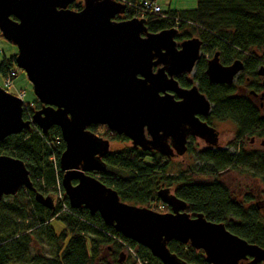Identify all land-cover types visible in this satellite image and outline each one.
Listing matches in <instances>:
<instances>
[{
	"label": "water",
	"instance_id": "1",
	"mask_svg": "<svg viewBox=\"0 0 264 264\" xmlns=\"http://www.w3.org/2000/svg\"><path fill=\"white\" fill-rule=\"evenodd\" d=\"M82 2L73 10L76 0H0V35L17 49L13 64L25 73L42 105L25 121L22 100L0 87V141L31 125L43 134L58 127L64 143L60 183L69 207L97 213L104 225L161 264H187L170 252L171 241L202 251L208 264H236L248 257V264L264 262V249L201 213L191 216L169 188L156 192L170 209L159 213L121 201L90 174L105 171L102 158L110 153L109 140L87 130L91 125H104L132 147L168 158L185 154L189 135L217 147L218 134L196 117L210 111L206 96L195 85L182 89L174 79L192 73L200 58L199 38L184 40L178 49L176 28L150 33L145 19L116 20L127 12L118 0ZM218 55L208 61L205 74L212 84H231L243 63L222 66ZM256 73L264 88V66ZM22 188L42 207H54L53 197L35 191L24 162L1 154L0 201ZM119 256L122 263L125 253Z\"/></svg>",
	"mask_w": 264,
	"mask_h": 264
},
{
	"label": "trees",
	"instance_id": "2",
	"mask_svg": "<svg viewBox=\"0 0 264 264\" xmlns=\"http://www.w3.org/2000/svg\"><path fill=\"white\" fill-rule=\"evenodd\" d=\"M124 1L135 5L143 0ZM195 1L196 7L191 10L148 14L147 30L156 33L175 24L180 32V40L199 38L207 45L204 54L217 50L224 64L232 59H240L244 63L241 75L249 77L250 81H257V68L264 66V0ZM70 8L80 9L79 3ZM133 14L134 9L128 6L125 19L132 18ZM116 20L124 19L117 17ZM11 60L1 61L0 73L3 76L7 68H13ZM205 68V60L201 57L195 65L194 81L213 105L212 119L231 120L235 124V128L224 135L226 145H234L244 136H257L264 140V115L251 100L249 92L238 93L242 78L232 84H212L205 75ZM253 87L261 89L255 84L248 89ZM25 105L30 107L34 104ZM104 133L102 137L110 142L128 141L125 136L106 128ZM63 149L60 130L55 126L46 134L40 135V130L34 128L0 141V155L12 156L24 162L35 191L48 195L51 189L55 192L57 183L61 184L58 158ZM196 158L209 170L206 176L208 182L202 181V169L196 171L191 168L186 173L173 174L175 169L171 168L174 166L171 158L131 146L110 152L104 158L105 171L98 175L102 183L117 192L121 201L159 213H167L169 208L158 200L156 192L163 187L170 188L186 203L185 211L191 216L201 213L207 220L223 223L234 235L264 249V216L260 214L258 205L251 204L252 195H237L219 181L239 166H252L259 171L256 179L260 180V192L264 196V149L259 152H243L240 149L238 156L227 150H207L197 153ZM64 205L67 210L60 202L54 204L53 208H44L35 202L32 192H24L23 189L13 197L3 198L0 202V264H100L101 254L105 251L101 249L109 250L108 246L112 244L116 245V249L111 264H119L123 242L128 246H137L138 255L144 263L147 259L156 260L147 249L124 239L112 227L104 225L97 213L91 215L83 208L71 209L66 197ZM54 220L64 224L60 235H56L51 226ZM37 235L52 245V258L39 255L30 258L31 244ZM87 241L90 243L89 249ZM167 247L187 264H207L202 252L195 251L191 246L172 241Z\"/></svg>",
	"mask_w": 264,
	"mask_h": 264
},
{
	"label": "rangeland",
	"instance_id": "3",
	"mask_svg": "<svg viewBox=\"0 0 264 264\" xmlns=\"http://www.w3.org/2000/svg\"><path fill=\"white\" fill-rule=\"evenodd\" d=\"M83 0H76V3H79V6L81 7L83 5ZM156 5H158L161 9V12L166 13L168 11H183V10H191L196 7V1L195 0H153ZM17 49L11 45L9 42L4 40L0 36V63L3 59L5 60H11L16 54ZM13 62V59L11 60ZM17 72V77L14 80V86L11 89H6L4 87V81H3V75L0 73V87L7 90L9 93L18 95L20 92L23 95L22 101L23 103H33L35 104L37 102V98L35 97L32 89V85L30 82L27 80L26 75L23 71L19 70L14 66ZM194 72L190 75L187 76L188 80L192 79ZM193 82V81H192ZM257 105L260 104V102H256ZM264 104V103H263ZM262 115H264V107L260 109ZM31 115V114H30ZM220 125L216 126L219 131H222L223 129L230 128L228 123L225 122H218ZM31 126V129H34V127ZM192 148H193V153L186 152L183 156L180 157H173L171 158L174 166H171L173 170V174L176 173H186L187 169H194L196 171L198 170H203V177L202 181L203 182H208L207 180V175L210 173L207 168H205V165L203 162L199 161L196 158V154L199 151H202L205 149V146L203 143H201L198 140H194L191 142ZM131 146L130 142H110V152H116L121 150L124 147ZM234 149V148H233ZM232 154H235V150H230ZM179 165V166H178ZM252 166H246L245 168H240L239 170L226 175L222 177L219 181L223 183L225 186H227L229 189H232L235 191L237 195L240 196H245L247 193H250L253 197L252 203L253 205H258L260 214L264 216V196L261 195L262 189L260 186L259 179H256V175L259 173L258 170H256ZM97 179H100V176H94ZM258 180V181H256ZM166 188V187H163ZM170 189V188H169ZM50 190V189H48ZM52 190V189H51ZM49 191L50 194L48 195L46 193H42L44 196H52L54 198V203L56 204L55 201V195L58 193L53 191ZM172 193L173 190L170 189ZM51 226L56 232V235H60L63 232L64 229V224L63 222L59 220H54L51 222ZM90 236V235H89ZM67 240L64 242V245L66 244ZM89 241L86 242V246L89 249ZM125 245L122 243V251L129 257V260L127 261L126 259V264H144L140 256L138 255L137 249L138 248H132L131 250L134 253V255L131 252H127L125 249ZM109 250H106L107 248H102L101 251V263L100 264H111L112 263V257H113V252L116 249V245L112 244L108 246ZM35 255H39L42 258H52L54 256V250L51 244H49L45 238H43L40 235L36 236V240L34 243L31 244V249H30V258H33ZM105 261H107L105 263ZM103 262V263H102ZM145 264H160L156 260H149L147 259L145 261Z\"/></svg>",
	"mask_w": 264,
	"mask_h": 264
},
{
	"label": "flooded vegetation",
	"instance_id": "4",
	"mask_svg": "<svg viewBox=\"0 0 264 264\" xmlns=\"http://www.w3.org/2000/svg\"><path fill=\"white\" fill-rule=\"evenodd\" d=\"M125 16H126V14H124L123 16H120V17H118V18H123L124 20H126L125 19ZM171 28H176L177 30H178V27L177 26H175V24L173 25V26H171ZM179 31V30H178ZM149 32V31H148ZM151 33V32H150ZM179 35H180V32H179V34H177L175 37H174V40H175V42H176V44H177V48L179 49L180 48V43L181 42H183L184 40H187V39H190V38H192V37H189V38H185V39H179L178 37H179ZM205 46H207L206 44H204L203 42H202V45L200 46V58H199V60L201 59V57H203L204 58V60H205V64H206V67H207V63H208V61L209 60H211L212 58H213V56H214V54L215 53H219V55H218V59H219V62H220V64L222 65V66H229V65H231L232 63H233V61H235V60H240V59H232L228 64H224L223 63V60H222V56H221V53L219 52V51H217V50H210L208 53H205L204 54V52H203V50H204V48H205ZM198 60V61H199ZM197 61V62H198ZM241 61V60H240ZM196 62V63H197ZM242 63H243V61H241ZM13 63V62H12ZM13 65V68L12 69H15V67H14V64H12ZM196 65V64H195ZM260 67V66H259ZM258 67V68H259ZM257 68V69H258ZM8 69V68H7ZM6 69V70H7ZM156 69H157V67H155V68H153V72L154 71H156ZM205 70H206V68H205ZM243 70H244V63H243V69H242V71H240L236 76H235V78H234V80H233V82L232 83H235V82H237L238 81V79L239 78H242V83L238 86V93L239 94H246L247 92H249V94L248 95H250V97H251V100L257 105V103L256 102H260V104L259 105H257L258 106V108L259 109H261V108H263L264 107V97H263V99H260V97H261V95H263L264 94V88L262 87V84H261V82H262V78L260 77V76H258V79H257V81H250L249 80V77H246V76H242L241 74H243ZM15 71H16V69H15ZM194 72V74H193V76H192V79L191 80H188L187 79V76L188 75H190V74H182V75H179V76H177V77H174V79H176L177 80V82H178V84H179V86L182 88V89H190L192 86H197L198 87V83L196 82V81H194V76H195V66H194V69H193V71H192V73ZM257 72V71H256ZM191 73V74H192ZM16 74H17V72H16ZM206 75V74H205ZM4 77V76H3ZM16 77H17V75H16ZM208 79V78H207ZM184 82V83H181V82ZM193 81V82H192ZM209 81V80H208ZM231 83V84H232ZM253 84H255V87H261V89H256V88H254L253 87V89H248V87L250 86V85H253ZM216 85H223V84H216ZM7 89V88H6ZM199 89V88H198ZM7 91V90H6ZM200 91V90H199ZM253 92V93H252ZM202 93V92H201ZM207 98V97H206ZM174 99L176 100V101H179L180 100V98L178 97V96H176V95H174ZM208 100V99H207ZM209 101V100H208ZM38 102V101H37ZM210 102V101H209ZM26 103H24V106H23V119L25 120V121H31V116L33 115V113L34 112H36V111H38V110H40L41 108H42V105L38 102V103H35L34 105H32V106H30V107H27L26 105H25ZM29 104H33V103H29ZM210 105H211V107H210V111L207 113V114H197L196 115V117L201 121V122H203V123H206L207 125H209V126H211V127H213L214 129H215V131L217 132V134H218V145H217V147H211V146H208L203 140H201V139H199V138H197V137H195V136H192V135H189L188 137H187V143H186V152H189V153H192V150H193V148H192V145H191V142H193L194 140H198V141H200L201 143H203V145L205 146V149L204 150H202V151H207V150H212V151H216V150H227V151H230V150H235L236 151V153L235 154H233V155H239V150L240 149H242V151L243 152H247V151H252V152H259L261 149H264V140H262V139H259V138H257V136H244L243 138H241V139H239L234 145L232 144V145H226V140H225V138H224V135H225V133L226 132H229V131H231V130H233L234 128H235V124L231 121V120H223V121H216V120H214V119H212V117H211V114H212V108H213V105H212V103H210ZM31 114V115H30ZM218 122H225V123H228L229 125V127L230 128H227V129H223L222 131H219L218 129H217V127L216 126H218V125H220ZM31 126H33L34 128H37L36 126H34V125H31ZM31 126H30V128H31ZM32 127V128H33ZM53 127V126H52ZM56 127V126H55ZM30 128H29V130H30ZM58 128V127H57ZM105 128L106 129H108L106 126H104V125H91V126H89V127H87V130H89V131H91V132H93L94 134H96V135H98L99 137H101V138H103L102 137V135L103 134H105L104 133V130H105ZM38 130H40L39 128H37ZM49 130H50V128H49ZM48 130V131H49ZM108 130H110V129H108ZM25 131H27V130H24L23 132H25ZM111 131V130H110ZM40 132H41V130H40ZM22 133V132H21ZM42 133V132H41ZM43 134V133H42ZM118 135V134H117ZM145 135H146V137L148 138V134L145 132ZM119 136H121V135H119ZM124 136V135H123ZM103 139H105V138H103ZM110 142V141H109ZM127 142H130L129 140L127 141ZM247 142V144H244V143H246ZM130 145H131V142H130ZM131 147H132V145H131ZM134 148V147H133ZM234 148V149H233ZM137 149H139V148H137ZM110 150V149H109ZM202 151H199V152H202ZM110 152V151H109ZM146 152H148V151H146ZM152 152H154V151H152ZM186 152H185V154H186ZM199 152H197V153H199ZM230 154H232L231 152H230ZM106 157V156H105ZM105 157H103L102 158V160H104V158ZM240 168H245V167H238L237 168V170H239ZM237 170H235V171H237ZM235 171H233V172H235ZM233 172H231V173H233ZM100 173H102V172H100ZM230 173V174H231ZM92 176H98V172H93V173H90ZM229 175V174H228ZM256 181H258V180H256ZM259 182H260V180H259ZM260 184V183H259ZM23 189V188H22ZM24 190V192H26V191H28L27 189H23ZM20 191V190H19ZM18 191V192H19ZM51 195V194H50ZM62 195H63V198H62V200H63V203H64V197H65V195H64V193L62 192ZM15 196V195H14ZM7 197H9V196H7ZM11 197H13V196H11ZM52 197V196H51ZM3 198H5V197H3ZM2 201V200H1ZM0 201V202H1ZM50 208V207H49ZM169 211H170V209H169ZM172 242V241H171ZM178 243V242H177ZM128 244V243H127ZM181 244V243H180ZM185 245V244H184ZM130 246V248L132 247V248H137V246H131V245H129ZM187 246H190L189 244H187ZM195 250V249H194ZM195 251H197L198 252V250H195ZM200 251V250H199ZM200 252H202V251H200ZM202 254H203V256H204V253L202 252ZM128 258V256L125 254V260L122 262V263H125V261H126V259ZM154 258V257H153ZM155 259V258H154ZM156 261H158L157 259H156ZM252 261V258L251 257H248L247 259H245V260H240L238 263H236V264H248V263H250ZM159 262V261H158ZM119 263V262H118ZM160 263V262H159ZM207 263V262H206ZM119 264H121V263H119ZM145 264V263H144ZM161 264V263H160ZM208 264V263H207ZM255 264H264V262L263 261H259V262H257V263H255Z\"/></svg>",
	"mask_w": 264,
	"mask_h": 264
},
{
	"label": "built area",
	"instance_id": "5",
	"mask_svg": "<svg viewBox=\"0 0 264 264\" xmlns=\"http://www.w3.org/2000/svg\"><path fill=\"white\" fill-rule=\"evenodd\" d=\"M118 1L122 2L127 7L128 6H132V8L134 9V14H133L132 18L146 19L148 14H160L161 13L160 7L158 5H156V3L154 1H152V0H143L141 2V4H135V5L134 4L129 5L124 0H118ZM162 16H164V15H162ZM175 22H177V20H175ZM16 75L17 74H16L15 69L8 68L6 70L5 75L3 77L4 87L5 88L11 89L14 86V80L16 78ZM17 96L22 100L23 95L21 94V92ZM40 135H41V133H40ZM55 189H56V192H58L55 195L56 201H58V202H60L62 204L64 210H67V208L64 205L63 200H62L63 195H62V191H61L59 183H57ZM123 244H124V242H123ZM125 249H126L127 252H131L134 255V253L132 252L130 246L125 245Z\"/></svg>",
	"mask_w": 264,
	"mask_h": 264
}]
</instances>
